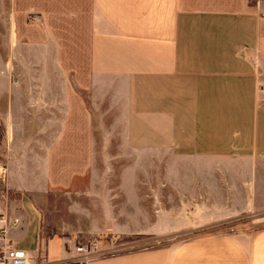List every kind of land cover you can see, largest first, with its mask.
I'll list each match as a JSON object with an SVG mask.
<instances>
[{"label":"crops","instance_id":"obj_1","mask_svg":"<svg viewBox=\"0 0 264 264\" xmlns=\"http://www.w3.org/2000/svg\"><path fill=\"white\" fill-rule=\"evenodd\" d=\"M3 2L0 29L7 30L8 52H0V61L27 60L30 75L39 78L31 86L0 83V120L11 141L7 164L0 165L7 186L21 188L14 179L22 171L17 154L31 163L43 157V168L52 157L77 156L85 164L101 156L100 135L68 126L100 124L120 103L131 118L157 126L163 164L156 211L149 212V194H142L144 209L126 225L116 221L108 228L120 235L191 232L172 245L83 262L66 249L73 237L53 233L42 243L33 209V232L20 223L9 231L13 244L46 264H264V227L236 233L207 228L243 215L264 218V204L256 203L257 189L264 190V0ZM73 59L75 85L63 63ZM37 129L43 134L32 132ZM125 199L136 204L133 196ZM19 237L28 244L16 242Z\"/></svg>","mask_w":264,"mask_h":264},{"label":"rangeland","instance_id":"obj_2","mask_svg":"<svg viewBox=\"0 0 264 264\" xmlns=\"http://www.w3.org/2000/svg\"><path fill=\"white\" fill-rule=\"evenodd\" d=\"M9 3V0L3 2L6 6ZM6 37L7 30L0 29L1 53L8 52V46L4 44ZM73 48L74 46H69L70 56H74L71 54L75 52L72 51ZM63 63L68 70L70 83L75 85L77 83L75 70L78 62L73 59ZM31 67V62L27 60L19 62L6 58L0 61V70L5 71L4 75L0 76L1 85L7 88L15 83L24 86L39 83L38 77L30 75ZM42 79L46 81L45 78ZM127 111L118 103L111 110L110 116L101 117L100 124L68 126V130L73 133L100 135L101 140L98 144H100L101 156L91 157L88 163L81 164L79 160L82 158L77 156L62 158L64 163H61L60 158L52 157L51 165L43 168L40 165L43 157H34L36 163H31L28 157L17 154L22 171L16 174L14 179L21 188L8 187L6 177L5 181L0 180V211H7L10 215L19 217L21 223H26L25 232H33L30 221L28 222V214L35 209L39 213L42 243L53 233L61 232L73 237L72 245L75 246H87L96 239L99 256L172 245L191 233L180 232L172 236L120 235L108 228L116 221L126 225L125 220L132 213L144 209L139 199L142 194H149V212L156 211L157 169L158 165L163 164V155L156 146L157 126L141 124L140 118H131L132 115H128ZM134 112L140 114L141 110L137 109ZM37 127L43 130L44 126ZM48 128L49 131H60L56 126ZM38 129L32 132L36 135L43 134L39 133ZM27 130L28 126H26ZM8 132V128H5L0 120V142L8 137L7 140L5 139L4 161L0 162V165L4 166L7 164V148L11 142ZM17 132L20 133V127ZM142 137L149 139L141 141ZM31 144L36 143L31 142ZM142 181L145 184H142ZM256 192V203L264 204V195L261 194V192L264 194V190L258 188ZM136 193L137 197L134 195ZM127 195L133 196L136 204L126 205ZM247 219V216L243 215L239 221L219 222L207 228L236 233L264 227V218L252 221ZM150 222L152 223L153 220ZM91 232L103 234L95 235ZM15 241L28 244L26 237H19Z\"/></svg>","mask_w":264,"mask_h":264},{"label":"built area","instance_id":"obj_3","mask_svg":"<svg viewBox=\"0 0 264 264\" xmlns=\"http://www.w3.org/2000/svg\"><path fill=\"white\" fill-rule=\"evenodd\" d=\"M6 170L0 166V180L5 181ZM20 219L11 216L5 211H0V264H46V258L41 255L33 259L25 250L17 248L9 238V231L18 228ZM94 239L87 246H75L70 242L66 245V249L73 251L79 255L83 262H87L98 257L97 243Z\"/></svg>","mask_w":264,"mask_h":264}]
</instances>
